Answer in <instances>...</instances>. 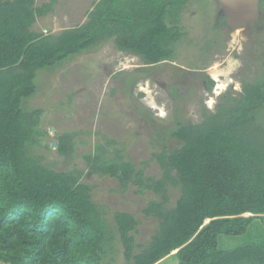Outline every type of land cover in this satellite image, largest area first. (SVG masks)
<instances>
[{"label":"trees","instance_id":"trees-1","mask_svg":"<svg viewBox=\"0 0 264 264\" xmlns=\"http://www.w3.org/2000/svg\"><path fill=\"white\" fill-rule=\"evenodd\" d=\"M189 3L100 0L84 24L55 36L33 30L52 4L0 0V264H104L113 231L93 202L90 186L81 182V172L54 171L32 155L47 132L40 128L44 112L26 103L38 91L39 72L110 40L117 50L140 56L145 66L171 62L174 45L185 37L180 17ZM259 11L251 25L260 28L251 50L258 73L242 83L237 96L227 93L202 123L177 120L163 132L155 130L152 143L161 149L153 157L162 170L160 179H145L123 159L124 148L111 159L98 143L94 154L84 156L92 173L117 178L124 188L134 180L161 197L144 210L159 226L140 253L131 234L136 218L123 212L114 216L128 264L170 259L176 264H264V0ZM143 73L127 77L129 89ZM205 80L211 91L214 82ZM170 92L179 98L174 89ZM75 136L59 137L61 156L73 154ZM170 139L177 144L168 147ZM107 144L119 142L109 139ZM169 186L180 189L172 208L167 207ZM231 238L242 243L230 248Z\"/></svg>","mask_w":264,"mask_h":264},{"label":"rangeland","instance_id":"rangeland-1","mask_svg":"<svg viewBox=\"0 0 264 264\" xmlns=\"http://www.w3.org/2000/svg\"><path fill=\"white\" fill-rule=\"evenodd\" d=\"M97 1L37 0L38 7L52 4V11L39 17L33 30L57 36L80 26ZM219 10L217 0H190L180 17L185 37L174 45L171 62L145 66L140 56L117 50L114 40H110L99 49L38 74V91L26 106L44 112L40 128L47 136L32 155L54 171L82 173L81 182L90 186L93 202L113 231L114 241L104 264H128L116 230L115 214L129 213L138 221L131 234L135 238V253H140L159 226V221L146 216L144 210L161 197L139 188L134 180L124 188L117 178L92 173L84 156L94 154L98 143L107 149L111 159L116 158L115 150L124 148L123 159L132 161L137 170L144 172L145 179H160L162 170L153 157L161 149V144L152 143L155 130L163 132L177 120L202 123L206 112H214L227 93L237 96L242 83L255 78L259 68L252 61L251 50L260 28L232 30L219 26ZM141 71L143 75L129 89L127 77ZM216 73L222 77L219 88L224 90L212 102L216 83L209 91L205 77H214ZM171 89L179 95L178 99L172 96ZM65 133L77 134L73 139L74 152L68 157L58 153V139ZM109 139L119 145L109 146ZM176 144L172 139L168 141V147ZM167 192V207L172 208L180 189L169 186ZM241 243L240 238L228 239L230 248ZM165 264H176V260Z\"/></svg>","mask_w":264,"mask_h":264},{"label":"water","instance_id":"water-1","mask_svg":"<svg viewBox=\"0 0 264 264\" xmlns=\"http://www.w3.org/2000/svg\"><path fill=\"white\" fill-rule=\"evenodd\" d=\"M219 18L232 30L246 29L260 17V0H217Z\"/></svg>","mask_w":264,"mask_h":264},{"label":"built area","instance_id":"built-area-1","mask_svg":"<svg viewBox=\"0 0 264 264\" xmlns=\"http://www.w3.org/2000/svg\"><path fill=\"white\" fill-rule=\"evenodd\" d=\"M45 35H47V31H45ZM234 43V42H233ZM211 78L213 79L212 81L214 82V83H216L215 84V87H214V89H213V96L211 97V101L212 102H216V99H218V97L220 96V94H221V92L224 90V89H221V88H219V86L221 85V78L222 77H220V80H217V79H215L212 75H211ZM225 84V83H224Z\"/></svg>","mask_w":264,"mask_h":264},{"label":"flooded vegetation","instance_id":"flooded-vegetation-1","mask_svg":"<svg viewBox=\"0 0 264 264\" xmlns=\"http://www.w3.org/2000/svg\"><path fill=\"white\" fill-rule=\"evenodd\" d=\"M217 24L219 25V26H221V25H224V26H226V27H228L227 26V24L224 22V18H219L218 17V19H217ZM226 24V25H225ZM229 28V27H228ZM211 77V76H210ZM209 77V78H210ZM210 79H212V78H210ZM206 87H208V84H206Z\"/></svg>","mask_w":264,"mask_h":264},{"label":"bare ground","instance_id":"bare-ground-1","mask_svg":"<svg viewBox=\"0 0 264 264\" xmlns=\"http://www.w3.org/2000/svg\"><path fill=\"white\" fill-rule=\"evenodd\" d=\"M214 77H215V79H217V80H219V77H220V73H216L215 75H214ZM222 86V85H221ZM149 95V94H148ZM152 101V100H151ZM151 104L155 107V108H157V105L154 103V102H151ZM153 107V108H154Z\"/></svg>","mask_w":264,"mask_h":264},{"label":"crops","instance_id":"crops-1","mask_svg":"<svg viewBox=\"0 0 264 264\" xmlns=\"http://www.w3.org/2000/svg\"><path fill=\"white\" fill-rule=\"evenodd\" d=\"M100 1V0H99ZM99 1H97V2H99Z\"/></svg>","mask_w":264,"mask_h":264}]
</instances>
